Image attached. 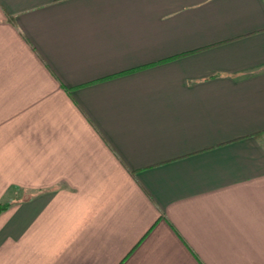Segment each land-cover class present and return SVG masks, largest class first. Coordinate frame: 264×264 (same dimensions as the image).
Returning <instances> with one entry per match:
<instances>
[{
	"label": "crops",
	"instance_id": "0c3cea01",
	"mask_svg": "<svg viewBox=\"0 0 264 264\" xmlns=\"http://www.w3.org/2000/svg\"><path fill=\"white\" fill-rule=\"evenodd\" d=\"M0 264H264V0H0Z\"/></svg>",
	"mask_w": 264,
	"mask_h": 264
},
{
	"label": "trees",
	"instance_id": "16d2710c",
	"mask_svg": "<svg viewBox=\"0 0 264 264\" xmlns=\"http://www.w3.org/2000/svg\"><path fill=\"white\" fill-rule=\"evenodd\" d=\"M7 206V203H0V212L3 211Z\"/></svg>",
	"mask_w": 264,
	"mask_h": 264
}]
</instances>
